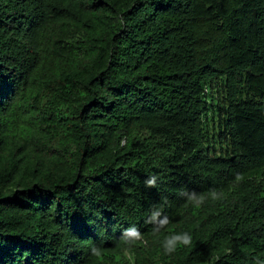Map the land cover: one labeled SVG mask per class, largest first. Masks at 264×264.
<instances>
[{
    "label": "trees",
    "instance_id": "16d2710c",
    "mask_svg": "<svg viewBox=\"0 0 264 264\" xmlns=\"http://www.w3.org/2000/svg\"><path fill=\"white\" fill-rule=\"evenodd\" d=\"M0 264H264V0H0Z\"/></svg>",
    "mask_w": 264,
    "mask_h": 264
},
{
    "label": "clouds",
    "instance_id": "9594fccd",
    "mask_svg": "<svg viewBox=\"0 0 264 264\" xmlns=\"http://www.w3.org/2000/svg\"><path fill=\"white\" fill-rule=\"evenodd\" d=\"M151 183V182H150Z\"/></svg>",
    "mask_w": 264,
    "mask_h": 264
}]
</instances>
